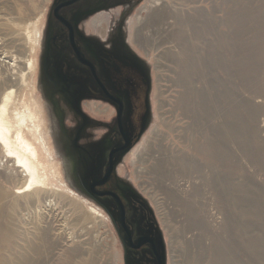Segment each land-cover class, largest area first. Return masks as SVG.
<instances>
[{"label":"bare ground","instance_id":"6f19581e","mask_svg":"<svg viewBox=\"0 0 264 264\" xmlns=\"http://www.w3.org/2000/svg\"><path fill=\"white\" fill-rule=\"evenodd\" d=\"M150 2L149 7L145 9L142 6L140 9L146 11V17L140 20L139 10L131 22L129 43L145 58H149V48L158 49L152 38L155 35L151 37L150 30L158 31L159 37L155 38L160 47L174 43V53L169 54L168 49L165 53L162 51L159 58L174 65L171 72L176 88V123L173 127L176 141L172 145L175 149L166 145L167 138L159 136L162 134L152 132L151 141L142 139L141 151H138L141 148L138 146L139 153L135 149L130 155L138 163L132 176L137 179L136 182L139 178L145 180L139 185L143 193L151 190L147 194L154 201L165 234L168 264H186L179 259L177 247H172L173 243L177 246L181 242L186 246L196 242L198 252L211 249L203 258L204 263L209 260L208 264H264V192L258 187L253 189L243 187L244 183L236 184L237 178L232 177L236 178L234 182L229 172L225 171L233 158L228 149L231 142L236 143V149L246 150L248 155L255 156L264 150V118L258 121L257 116L264 108V101H255L257 96L252 95L255 97L253 103H243L231 88V79L238 73L243 42L239 0ZM187 3L195 5V8L188 9ZM43 4L42 0L18 2L14 9L18 21L8 23L6 27L17 32L22 21L17 35L24 37V31L29 26L26 19L34 17ZM173 4L180 6L179 10L173 8ZM93 23L104 35L106 23L102 17H96ZM33 32L36 33L35 30L30 31L31 34ZM27 38L33 44L35 37L29 35ZM246 52L249 53V50ZM26 64L30 72H35L34 59L29 58ZM13 80L0 84V264H90L82 253L79 254V244L67 241L62 226L51 216L52 207L50 209L49 206L50 203L66 206L74 218L73 222L79 226L87 225L96 218L101 219L102 215L92 205L86 206L84 203L87 204V201L78 199L67 186L52 188L50 172L54 163L47 155L50 148L44 131L45 114L31 92L28 98L16 99L13 87L16 90L18 84L15 82L14 85ZM94 106L91 104L89 107ZM238 108H242L249 119L241 117ZM94 109L97 114L109 115L106 108L96 106ZM197 133H204V139L196 146L194 134ZM196 156H201V159L197 160ZM68 168H72L71 161ZM179 172L187 175L185 180L175 177ZM212 172L215 180L211 179ZM206 187L208 191L212 189L216 192L217 197H213L224 210L232 209L231 213L228 212L227 216L219 213L222 215L218 217V212L209 207L212 195L206 192ZM155 192L164 196L162 202L157 200ZM198 196L202 202L197 204L195 200ZM175 225L179 227L177 230ZM230 229L238 230L237 234L224 240L221 233L224 236ZM250 229L257 237H244L246 233L252 234Z\"/></svg>","mask_w":264,"mask_h":264},{"label":"flooded vegetation","instance_id":"af4514ba","mask_svg":"<svg viewBox=\"0 0 264 264\" xmlns=\"http://www.w3.org/2000/svg\"><path fill=\"white\" fill-rule=\"evenodd\" d=\"M135 1L51 0L38 81L76 186L97 184L93 202L108 211L121 245V264H168L151 203L121 171L146 118L151 120V70L113 25L118 3L130 7ZM96 17L106 23L104 35L93 23ZM91 104L109 115L93 112Z\"/></svg>","mask_w":264,"mask_h":264},{"label":"rangeland","instance_id":"374dc122","mask_svg":"<svg viewBox=\"0 0 264 264\" xmlns=\"http://www.w3.org/2000/svg\"><path fill=\"white\" fill-rule=\"evenodd\" d=\"M25 1H30V0H0V84L3 85V83H6L7 80H9L8 81V83H9L13 79L15 80L16 78H18L20 80V83L18 82L19 81L18 79H16V81L13 80L14 85L16 83L18 85H16V90L14 88L15 86L13 87L14 90L12 89L15 93L14 95L17 94L16 99L18 100L20 98V100H23L25 98H28L30 96V92H31V94L38 100V104H39L40 108L43 109V112L45 114V119H46V128L44 131H45V136H47L46 140H47L48 146L50 148V152L47 153V155H48L50 161L54 163V169L50 172V174H51L50 183L52 184V188L53 189H57V188L59 189V187H65L66 188V186H67L69 188V190H71L74 193V195L79 197L78 199H82V200L87 201V204L84 203L86 206L89 207V205H92L102 215L101 219L96 218L94 220H91V222L87 225L79 226L73 222L74 218H72V216L70 215V212L66 206H64L63 204H59V203H57L54 206L53 205L54 203L53 204L50 203L49 208L51 209V207H52V209L50 210V214H51V216L53 215L52 217L54 220H57L56 221V222H58L57 224L62 226V233H64V236L67 238V241L68 242L74 241L77 244H79V248H80L79 254L82 253V255H84L87 258L86 259L84 257V259L87 260L88 262H90V264H94V263L95 264H121V262H120L122 260L121 245H120L119 239L117 238L114 227L112 226V224H111L108 216L105 214V212L102 209H100L98 206H96L88 197L83 195V193L76 186L75 180L73 178V174L70 171V169L68 168V162H69L68 160L70 159V157L64 151L62 141H59L58 131L55 128H53V124L51 122V118L49 117L48 111L46 110V104L44 102L45 100H44L43 94H42L41 89H40V85H39V81H38L39 60H40V54H41V49H42L43 30H44L46 14H47V9H48V6H49L51 0H42L44 4L40 8V10L37 11L36 15H34V17H33V15L29 16V19H26V21H28V23L26 22L27 24L26 23L25 24L27 26L28 25L29 26L27 27L26 25H24L27 27V29L24 31V37L17 35L18 33H20L19 31L21 29L20 26H21L22 21L20 23V26H19V29L17 32L14 31L12 28L10 29V28L6 27V26H8V23L13 24V21H16V22L18 21L17 20L18 15H16L14 12L15 4H17L18 2H25ZM167 2H168V0H167ZM129 5H130V7H128V4H124V3L119 4L118 3V5H117L118 9H116L115 13H114V24L113 25L115 26L116 31L121 32L124 40H129V34H130V30H131V22L133 21L134 17L137 15L138 11L141 9L142 6H144L145 9L147 7H149L151 5V2L149 3V0H139V1H135V2H130ZM186 5H187L188 9L189 8L190 9L195 8L194 7L195 5L193 6L190 3H187ZM204 5H206V4H203V6ZM171 6L173 8L178 9V10L180 7V6L177 7L174 4ZM197 6H198V4H197ZM196 8H198V7H196ZM126 9H127V11H124ZM239 9H240L239 13L241 16L240 17L241 19L239 18V20H241V27H240L241 28L240 33L242 35L241 42L243 41L242 45H241V49H240L241 50V52H240L241 55H240V59H239V65L240 66L238 65L237 76H233L235 79L234 78L231 79V77H229V79H231V81H232V82L230 81L232 83L231 88L236 91V94L239 96V99L243 103L249 102V104H250V102L251 103L254 102V99L256 96L257 97H256L255 101H257V100H263L264 101V99H262V98H264V0H239ZM187 11H189V10H187ZM37 15H39V16H37ZM138 16L140 17V20H142V18L146 17V11L140 10ZM35 18H37V19H35ZM32 22H33V24H32ZM29 23H31L32 25ZM26 27H24V28H26ZM248 29H249V31H248ZM32 30L36 31V33L33 32L34 35L31 34ZM30 31H31V33H30ZM154 32H155L154 30H150V36L155 35V37H159L158 31L155 33ZM250 32H251L252 36H251ZM29 35H32L33 38L35 37L34 38L35 42L33 41V44H31V42L27 38ZM155 37L153 36L152 38H153V40H155V42H154L155 48H158V49L155 50L154 48H149L150 49V50L148 49L149 50V52H148L149 58L143 57L139 52H137L132 47V51L137 56H140L142 59H144L148 63L149 68L151 70V81H152L151 93H150L151 120H150V123H149L147 130L144 132V134L142 135V137L140 138L138 143L132 148V150L126 156L124 163H123V166L121 167V171H122V174L125 175V178L128 179L129 184L131 186H133L134 188H136L137 190H139L141 192L142 196L148 202L151 203V205L154 209L155 215L158 219V222L161 226L159 216H158V212H157L155 205H154V201L150 198V196H148V194H150L151 190L147 191L148 194L143 193V191L139 185H141L143 182H145V180L143 178L142 179L139 178V181L136 182L137 179L134 176H132V173H134L135 169L138 167V163H136V159H133L130 155L131 152L135 151V149L138 146L141 147L143 145L142 139H146V142L151 141V139L153 138L152 132H154L156 135L162 134L159 136L160 137L163 136V137L167 138L166 139L167 141L165 142L166 145H168V146L170 145L169 147L175 149V147L172 145L176 141V140H174L175 139V133L173 132L174 131L173 127H175L174 124L176 123L175 122L176 116H175V111H174V98H175L176 88L173 86L174 75L171 72L172 68H174V65H172V63H170L169 61H166L164 59L159 58V55L162 51H163V53H165L166 50L168 51V49H169V51H170L169 54L174 53V51H173V50H175L174 49V43H172L170 45L166 44V45L160 47L159 41ZM246 37H248V38H246ZM251 38H253V39H251ZM26 39L28 41H26ZM24 42H26V43H24ZM27 45H28V47H27ZM30 45L32 47L31 50H30V48H31ZM244 45H245V47H244ZM165 47H166V49H165ZM250 47H251V49H249ZM248 50H249V53L246 52ZM243 52L248 54V55L244 54ZM29 58L34 59L36 61L35 72H30V70L27 69L26 63L28 62ZM160 66H161V68H160ZM21 71L24 73H22ZM23 79H24V82L23 81L22 82L24 84L21 82V80H23ZM25 80H26V84H25ZM156 81H157V85H156ZM27 84L29 85V88L26 87ZM17 86H18V88H17ZM25 87H26V89H24ZM250 90L254 91V92H251ZM249 93H251V94H249ZM252 95H254L255 97ZM260 97H262V98H260ZM243 100H245V101H243ZM156 107L159 109L157 110ZM238 111L240 112L241 117L243 115L249 119L248 115L245 114L244 111H242V108H241V110H240V108H238ZM260 113L261 114L257 113L258 121H260L264 118V108L260 109ZM168 128H170V129L168 130ZM200 134L199 133L194 134L195 140H196L195 141L196 146L201 144V142H203V139H204L203 134L204 133L201 134V136L203 138L200 136ZM169 142H172V143L170 144ZM235 144L236 143H234V142H231V145L228 144V146H230V147H228V149L230 148L229 152L232 153L233 158H231L229 160L230 164L228 166H229L230 170L228 169L225 171L229 172V177L234 182L237 178V180L235 182L236 184L243 185V183H244L243 187L247 186V187H251L253 189L254 188L257 189V187H258V188L262 189L264 192V150H260L258 152V154L257 153L254 154L255 156H253L251 154L248 155L246 153V150L244 152V150H242V149H241L242 151H240V149H236L235 147L237 145H235ZM262 144L264 146V143H262ZM232 145H233V147H232ZM142 148L143 147L139 148L138 151L140 152ZM138 151L136 149L137 153H139ZM242 152L244 153V155ZM254 157H256V158H254ZM196 159L200 160L201 156H196ZM233 160H235V164H233L234 163ZM232 165L234 167H232ZM210 169H212V168L210 167ZM121 171H120V173H121ZM209 172H211V171H209ZM228 172H227V174H228ZM183 173H185V172H183ZM183 175L184 174L179 172L175 175V177L185 180L187 175H184V176ZM210 175H211V179H212L214 176L213 172ZM232 177H236L235 180ZM241 177H242V179H241ZM238 178H240L239 179L240 181L238 180ZM213 179L215 180V177ZM244 180L245 181L247 180V181L245 182ZM241 181H242V183H241ZM237 182H239V183H237ZM250 184H254V185L250 186ZM204 185L205 184H202L201 186H204ZM205 190L207 192L208 187H206ZM208 192L210 193V195H212V200L210 201L209 207L211 209H214V212L216 211V212H218V214L222 213L224 215L228 214V212L231 213L232 209L224 210V208L222 207V204L216 201V199L214 198V197H217L216 192H214L212 189H209ZM154 194L156 195L157 200H160L161 202L163 201L162 199H164V198H162V197H164V196L160 195V193H158V192H155ZM49 199H51L53 201L52 198H49ZM199 201H201L200 196H198L196 198L195 203L198 204ZM57 205L60 207H58ZM57 209L59 210V212H57L58 211ZM228 210H230V211H228ZM234 210H236V209H234ZM222 214H219L218 217L221 216ZM55 217H56V219H55ZM67 217H69V218H67ZM70 218H71V221H70ZM59 222H60V224H59ZM170 225H173V224H170ZM174 227H175V230H177L179 228L177 225H175ZM161 228H162V226H161ZM187 229H190V228H187ZM233 230L232 231H231V229H230V231L226 230V232L224 233L225 234L224 236H223V233H221L222 238L224 240H226L227 238H232L233 237L232 235L237 234L235 232L238 231L236 229L234 231ZM162 231H163V229H162ZM249 231H251L252 234L246 233L244 237H251V238L257 237L256 233H253V231L251 229ZM163 236H164V239L166 242L167 253H168V244H167V241L165 238L164 231H163ZM200 241H203V239H201ZM193 244L194 245L186 246L183 242H181L180 245L177 244V246H176L173 243L174 246L172 245V247L173 248L177 247V249L179 250L178 251L179 252V259L182 260L186 264H196V263H194L195 260H201V261H199V263L197 262V264H208L209 260H206V263H204L203 261H205V259H203V258L205 256H207V254L209 252H211V249L210 250L206 249L203 251L200 250L198 252L197 248H196V247H198V246H196V242H194ZM206 251H207V253H206ZM199 253H201V254H199Z\"/></svg>","mask_w":264,"mask_h":264},{"label":"water","instance_id":"95a60500","mask_svg":"<svg viewBox=\"0 0 264 264\" xmlns=\"http://www.w3.org/2000/svg\"><path fill=\"white\" fill-rule=\"evenodd\" d=\"M148 97V96H147ZM147 102L149 103V100L147 98ZM150 114V113H149ZM150 121H147L146 118V122H144L143 127L138 135V138L136 140V142H138L142 136V134H144V132L147 130L148 126H149ZM83 186H80L79 190L83 193V195H85L86 197H88L92 202L96 200L95 198V193H94V188L97 184H92V186H88L87 183H83ZM96 206H98L100 209H102L105 214L108 216V211L105 207H103L101 204L97 203V202H93Z\"/></svg>","mask_w":264,"mask_h":264}]
</instances>
